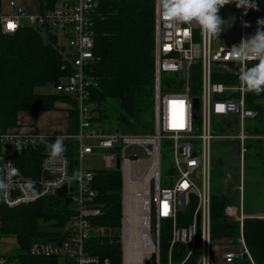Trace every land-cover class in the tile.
I'll return each mask as SVG.
<instances>
[{
	"label": "built area",
	"instance_id": "built-area-1",
	"mask_svg": "<svg viewBox=\"0 0 264 264\" xmlns=\"http://www.w3.org/2000/svg\"><path fill=\"white\" fill-rule=\"evenodd\" d=\"M99 0H56L36 13H28L16 0H9L7 9L0 7V52L2 37L15 33L28 18L45 38L54 37L64 64L70 72L54 86L55 92L70 95L74 104L58 102L75 109L78 130L75 134L40 131L30 124L2 132L0 149L7 151L33 150L41 152L39 177L14 175L13 187L0 193V264H25V256L62 259L64 264H112L110 257L98 253L99 245L119 244L120 264H174L176 245L187 247L183 264L192 257L193 264H233L234 260L250 253L244 234V219L264 214H247L244 210V172L246 141L254 136L243 130L246 119H254L258 111L247 108L246 89L240 83L217 81L222 74L239 75L245 66L230 58L227 50L238 45L242 38L255 35L257 29L244 27L246 15L235 23L236 33L225 37H209L198 26L176 25L161 15L158 0L154 8V130L145 132H107L95 121V104L90 99L96 85L91 64L96 60L93 16ZM249 9L247 10V12ZM245 12V10H244ZM10 25L12 27H10ZM264 30V29H263ZM255 61V60H249ZM248 61V62H249ZM198 67V69H197ZM165 74L181 75L163 90ZM199 74V86L194 78ZM195 99L198 100L195 115ZM242 124L236 134L235 124ZM60 135L63 142L74 139L78 144L79 168L71 173L69 158L50 159L48 144ZM237 139L240 157L239 204L225 207L227 217L239 222L240 235L225 238L216 244L212 237V172L217 139ZM171 150L172 175L168 186L162 184L163 149ZM139 147L145 155L129 153ZM100 154L104 169H119L122 175V215L117 238L114 229L96 222L102 214L93 187V170L84 169L87 155ZM1 162V161H0ZM16 169L12 158L0 163V175H7L5 164ZM79 174V178H74ZM31 184L32 188H28ZM67 186L72 214L55 230L43 232L23 248L19 238L3 230L4 207L34 202L56 195ZM34 193V194H33ZM195 206L191 223L180 226L179 214ZM167 223L166 229L163 223ZM163 233L171 235L168 247L163 248ZM222 244L219 254L217 248ZM219 257V259H218Z\"/></svg>",
	"mask_w": 264,
	"mask_h": 264
},
{
	"label": "trees",
	"instance_id": "trees-1",
	"mask_svg": "<svg viewBox=\"0 0 264 264\" xmlns=\"http://www.w3.org/2000/svg\"><path fill=\"white\" fill-rule=\"evenodd\" d=\"M56 0H39L40 8L53 6ZM0 0V7H1ZM258 10L249 9L246 15L247 24L257 29L258 19H264V0H256ZM154 8L155 0H99L93 16L92 31L95 39L94 54L96 60L91 64V74L96 85L91 89L90 99L95 104V121L107 132H145L154 130ZM244 9L229 4L220 9L223 20L237 22ZM264 28H261L263 30ZM0 52V130L2 132L25 126V115H34L53 110L67 112V133L75 134L78 130L77 111L73 108H60L58 102L67 101L74 104L70 95L58 92L38 93L40 86H55L60 78L70 72L71 66L64 64L60 48L54 37L45 38L34 26H22L13 34L2 37ZM256 61L247 62L251 67ZM198 69V67H197ZM194 86H199V74L193 77ZM181 75L165 74L163 90H171V84ZM217 81L226 84L240 83L239 75L222 74ZM264 92L255 94L247 91L245 103L247 108L258 111V116L249 134L254 136L247 145V152L257 143L259 148L251 153L255 167L264 177V113L260 101ZM65 154L69 158L71 173L76 174L79 168L78 144L74 139H67ZM245 154V157H246ZM41 152L33 150L7 151L0 149V161L12 158L19 175L39 177ZM218 160V159H217ZM0 162V163H1ZM223 162H214L212 172V237L216 244L225 238L236 240L240 235L239 222L225 214V207L232 200L221 195L220 189L214 187V176L221 175ZM93 187L97 191V203L102 214L96 222L107 229L117 230L122 214V175L119 169L93 170ZM69 196L50 195L34 202H27L14 207H4L3 230L19 238L23 248L30 241L42 237L40 227L51 223L54 227L63 225L73 208ZM195 206L191 205L179 214L178 223L185 226L191 223ZM243 234L250 257L244 254L234 260L233 264H264V219L248 217L244 219ZM171 235L163 233V248L168 247ZM98 253L110 257L112 264H120L119 244L105 243L99 245ZM187 247L176 245L174 264L184 260ZM25 264H58L55 258H32L25 256ZM195 258L183 264H193ZM162 264H167L162 257Z\"/></svg>",
	"mask_w": 264,
	"mask_h": 264
},
{
	"label": "clouds",
	"instance_id": "clouds-1",
	"mask_svg": "<svg viewBox=\"0 0 264 264\" xmlns=\"http://www.w3.org/2000/svg\"><path fill=\"white\" fill-rule=\"evenodd\" d=\"M161 15L176 25L198 26L209 37H219L223 30L224 20L219 15L220 9L229 4H235L238 9L243 8L247 15L248 9L258 10L256 0H158ZM258 28L255 35L242 38L238 45L227 50L230 58L245 66L241 69L239 80L241 85L250 92L260 94L264 92V19L257 20ZM247 23L244 27H248ZM249 60H255L251 67ZM50 159H63L66 146L63 137L58 135L49 143ZM11 162L5 164L7 175H0V193H7L13 187L12 177L18 175V170L10 167ZM79 178V174L76 177ZM28 188H32L29 184ZM34 194V193H33Z\"/></svg>",
	"mask_w": 264,
	"mask_h": 264
},
{
	"label": "rangeland",
	"instance_id": "rangeland-1",
	"mask_svg": "<svg viewBox=\"0 0 264 264\" xmlns=\"http://www.w3.org/2000/svg\"><path fill=\"white\" fill-rule=\"evenodd\" d=\"M224 21H225L224 25L222 26L223 30L220 33L219 37L217 38V40L223 44L226 43L224 38L227 37L228 34L236 33L237 26L235 27V23L238 22V21L229 22L227 20H224ZM20 24L22 26H30L31 22L28 18L24 17V18H21ZM36 92L38 93L55 92V89L51 85H46V86L37 87ZM260 103L262 104L263 113H264V99H262ZM57 106L65 109V106L60 105L59 103H57ZM53 111H56V110H53ZM254 122H255V119H246L243 123L244 124L243 130L248 135H251L249 134L248 128L252 126ZM234 126H235V129L237 130L236 131V134H237L239 132V129H242V124L236 123ZM253 138H249L246 141V144L251 143L252 142L251 139ZM252 145L253 147L251 150L249 149L248 153L246 154L245 161H244V166H245L244 180L247 179L246 183L248 184L251 182L250 177H249L250 172H252V170H256V167L254 166L256 161L254 158L251 157V153L253 150L259 148L257 146V143L255 142ZM219 160L223 162V165L220 167L223 174L222 176L217 175V174L214 176V180H213L214 187L217 188V190L220 189L222 196L228 199H231L232 204L238 205L239 204V191L237 187L240 183V157L238 153V140L237 139L230 138V139H223V140L217 139L216 140L214 162L217 163ZM82 165L84 169H87V170L104 169V162L101 159L100 154L98 153L87 155L83 159ZM172 174L173 173H172L171 150L166 146L163 149V161H162V184L164 186H168L171 183ZM261 205L264 206V202H262ZM163 227L164 229H166L167 227L166 222L163 223ZM40 230L42 232H48V231L55 230V227L51 223H44L41 225ZM118 231L119 229L117 230V232ZM217 251L219 252V254L221 253L222 244L217 249ZM58 264H64V261L62 259H59Z\"/></svg>",
	"mask_w": 264,
	"mask_h": 264
},
{
	"label": "crops",
	"instance_id": "crops-1",
	"mask_svg": "<svg viewBox=\"0 0 264 264\" xmlns=\"http://www.w3.org/2000/svg\"><path fill=\"white\" fill-rule=\"evenodd\" d=\"M28 13H36L39 10V0H16ZM9 0H2L1 6L7 9ZM26 125L34 124L43 132L63 133L67 130V112L64 110L47 111L34 115L24 116ZM264 154V139H263ZM250 183L244 180V210L247 214H264L262 202H264V177L259 171L250 172ZM218 249V248H217Z\"/></svg>",
	"mask_w": 264,
	"mask_h": 264
},
{
	"label": "water",
	"instance_id": "water-1",
	"mask_svg": "<svg viewBox=\"0 0 264 264\" xmlns=\"http://www.w3.org/2000/svg\"><path fill=\"white\" fill-rule=\"evenodd\" d=\"M194 102H195V115H197L198 100L195 99ZM128 152L129 153H135V152H137V153H139L141 155H145L144 152H143V150L141 148H139V147H131V148L128 149ZM66 191H67V186L64 185L62 188L58 189L55 192V194L56 195H59V196H63V195L66 194ZM149 263L150 264H154L155 263L154 257L149 261Z\"/></svg>",
	"mask_w": 264,
	"mask_h": 264
},
{
	"label": "snow or ice",
	"instance_id": "snow-or-ice-1",
	"mask_svg": "<svg viewBox=\"0 0 264 264\" xmlns=\"http://www.w3.org/2000/svg\"><path fill=\"white\" fill-rule=\"evenodd\" d=\"M10 27H12V26L10 25Z\"/></svg>",
	"mask_w": 264,
	"mask_h": 264
}]
</instances>
